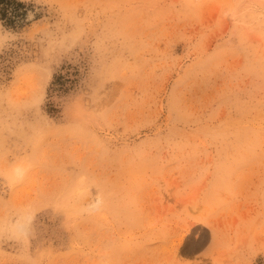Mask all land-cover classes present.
Listing matches in <instances>:
<instances>
[{
  "label": "rangeland",
  "instance_id": "374dc122",
  "mask_svg": "<svg viewBox=\"0 0 264 264\" xmlns=\"http://www.w3.org/2000/svg\"><path fill=\"white\" fill-rule=\"evenodd\" d=\"M18 1L0 264H264V0Z\"/></svg>",
  "mask_w": 264,
  "mask_h": 264
},
{
  "label": "trees",
  "instance_id": "16d2710c",
  "mask_svg": "<svg viewBox=\"0 0 264 264\" xmlns=\"http://www.w3.org/2000/svg\"><path fill=\"white\" fill-rule=\"evenodd\" d=\"M25 12V5L18 0H0V21L7 28L17 27Z\"/></svg>",
  "mask_w": 264,
  "mask_h": 264
},
{
  "label": "bare ground",
  "instance_id": "6f19581e",
  "mask_svg": "<svg viewBox=\"0 0 264 264\" xmlns=\"http://www.w3.org/2000/svg\"><path fill=\"white\" fill-rule=\"evenodd\" d=\"M18 174H19V172H18ZM26 226H27V225H26ZM19 229H20V230H21V232L23 233V232H25V229H26V228H24V226H23V225H20V226H19Z\"/></svg>",
  "mask_w": 264,
  "mask_h": 264
}]
</instances>
